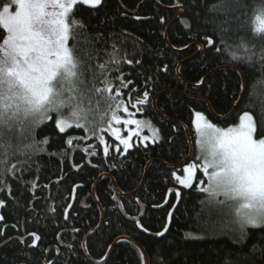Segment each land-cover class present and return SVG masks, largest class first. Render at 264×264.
I'll return each instance as SVG.
<instances>
[{
	"label": "trees",
	"instance_id": "16d2710c",
	"mask_svg": "<svg viewBox=\"0 0 264 264\" xmlns=\"http://www.w3.org/2000/svg\"><path fill=\"white\" fill-rule=\"evenodd\" d=\"M248 2L250 6L244 9L246 30L240 35L246 42L255 44L260 36L254 31L256 0ZM159 3L155 0H103L95 9L75 6L74 16L86 26L82 36L77 37L81 48H87L91 40L97 48L106 50L101 52L99 62L110 61V53L120 60L119 65L111 62L108 65L115 86H120L115 80L118 75L132 80V84L122 90L126 103L132 89L135 91L131 103H135L138 94L149 92L146 105L138 106V111L127 104L134 116L121 112V119H140L151 124L159 131L160 139L144 145L141 129L135 125H113L123 138L130 132H138L139 138L134 136L130 141L132 147L123 153V145L110 131L100 132L109 147L105 156V145L97 147L98 140L90 133L70 131L69 136L78 138L79 150L71 151L64 159L49 153L64 148L68 137L63 134L57 137L51 122L38 129L37 139L45 136L53 139L46 153L34 156L29 162L30 172L24 173L23 181H35L37 187L27 188L24 182L9 177L11 195L7 190L0 191V200L6 204L0 208V215L4 216L0 221V232H3L0 264H44L49 260H54V264H96L86 256L83 240L100 225L101 212L92 194L101 174L114 178L122 193L134 192L142 183L150 161L177 165L189 156L190 141L184 126L190 130L194 144V157L188 163L196 161L193 123L196 111L222 126L236 123L244 111H249L258 122L264 119V67L259 58L254 56L251 62L247 61L241 41L232 36L231 30L226 34L228 55L217 56L204 43L205 36L220 43L213 22L223 17L212 10L218 0H160ZM172 7H184L189 29L180 20L173 22L180 10L168 9ZM3 34L0 29V36ZM97 34L103 37L99 43L92 39ZM168 42L173 48L185 51H173ZM116 68L119 72L111 71ZM239 71L247 81V90L232 117L219 121L211 115L204 100L219 116L229 114L242 96ZM205 77L206 81L198 86ZM158 94L161 95L156 105L162 116L153 109L154 97ZM93 105H96L95 99ZM104 107L101 102L99 108ZM101 127L107 129V124ZM84 148L97 154L92 156L84 152ZM73 164L79 165V169L72 167ZM185 166L170 168L158 161L151 163L141 189L136 195L125 198L114 188L111 178L103 177L95 189L104 212L103 224L86 242L89 256L93 260H104L120 238L106 264H144L143 255L130 240L143 246L150 264H222L228 250H238L239 246L233 243L234 233L229 231L235 219L229 209L225 211L222 207L223 215L213 217L211 229L205 225L206 215L201 210L212 198L197 187L199 180L204 181L201 187L206 186L203 173H197L198 180L192 188L179 186L177 177L184 175ZM176 192L180 193L179 197ZM117 199L131 218L141 213L140 200L147 210L145 216L139 222L130 221L120 210ZM83 200L86 207L82 205ZM165 228L168 230L163 237L157 235ZM28 233L40 236L34 248L30 247L34 238ZM253 234L259 235V232ZM126 236L130 239H122Z\"/></svg>",
	"mask_w": 264,
	"mask_h": 264
},
{
	"label": "snow or ice",
	"instance_id": "6c2138e0",
	"mask_svg": "<svg viewBox=\"0 0 264 264\" xmlns=\"http://www.w3.org/2000/svg\"><path fill=\"white\" fill-rule=\"evenodd\" d=\"M77 5L95 9L102 5V0H0V29L4 33L0 36V191L7 190L9 195V177L24 182L27 188L37 187L35 181H23V176L26 170L30 172L28 166L33 157L46 153L52 146V136L37 139V130L47 126L48 122L57 137L60 134L68 137L64 148L49 153L64 159L71 151L79 150L78 138L69 136L70 131L90 133L98 140L97 147L105 145L103 153L106 156L109 147L100 132L110 131L123 145V153H127L132 147L130 141L134 136L139 138V133L130 132L123 138L113 125H135L137 129L145 126V121L140 119L122 120L121 112L134 116L127 104L139 111L138 106L148 103L149 92L145 90L142 95L138 94L135 103H131L135 91L132 89L126 103L122 90L128 88L132 80L118 75L115 80L120 86L116 87L108 67L110 62L119 65L120 60L110 53V61L99 62L101 52L106 50L97 48L91 40L87 48L80 47L81 40L77 37L82 36L86 26L74 16ZM249 6L248 0H218L212 10L223 17L213 22L220 43L209 36H205L204 43L215 55H228L226 34L231 30L232 36L241 41L247 61L251 62L257 56L264 67V0H256L254 31L260 36L255 44L246 42L240 35L246 30L244 9ZM92 39L99 43L103 37L97 34ZM111 71L119 72V68ZM240 87L247 90V81ZM101 102L105 106L103 109L99 108ZM101 111L103 114L99 115ZM211 115L220 119L214 112ZM227 117L226 113L224 119ZM105 123L107 129L101 127ZM193 123L199 137L200 154L195 162L186 163L185 177H177V180L184 187L192 188L198 180V171L207 178V187H201L203 180H199L197 187L212 198V202L201 210L206 215L205 225L209 229L213 217L223 215L225 204L235 205L236 216L229 231L234 233L233 243L239 248L228 250L222 264H264V119L258 122L245 111L238 117V123L225 127L213 124L205 114L196 111ZM153 131L155 139L159 133ZM147 139V136L143 137V140ZM116 150L120 151L119 148ZM83 151L89 152V149ZM89 154L95 156L97 153ZM72 167L79 169L76 164ZM176 195L179 197L180 193L176 192ZM219 196L224 200L217 201ZM5 206V201L0 200V208ZM3 220L4 216L0 215V221ZM167 230L165 228L157 235L163 237ZM256 231L259 235L254 236ZM28 235L34 238L30 247H36L40 236ZM249 242L251 248H248ZM47 264H54V260Z\"/></svg>",
	"mask_w": 264,
	"mask_h": 264
},
{
	"label": "water",
	"instance_id": "95a60500",
	"mask_svg": "<svg viewBox=\"0 0 264 264\" xmlns=\"http://www.w3.org/2000/svg\"><path fill=\"white\" fill-rule=\"evenodd\" d=\"M155 2L157 3V4H160L159 2H160V0H155ZM169 10H172V9H174V10H180V12L176 15V17L174 18V20H173V22H175V21H178V20H180L181 21V23H182V25L185 27V28H187V29H189L190 28V21H189V19L188 18H186L185 17V9H184V7H172V8H168ZM173 22L171 23V24H173ZM169 28V27H168ZM168 28H167V30H168ZM168 32V31H167ZM166 38H167V34H166ZM167 40V39H166ZM168 46L174 51H179V52H183V51H185V50H182V49H176V48H173L172 46H171V44L168 42ZM201 49H202V46H201ZM180 67V66H179ZM238 71V70H237ZM178 72H179V68H178ZM240 72V74H241V77H242V82L243 81H245V79H244V75H243V72H241V71H239ZM206 81V77L204 78V80H203V83ZM203 83H201L200 85H198V86H201ZM244 89H242V96H241V98L239 99V101L235 104L236 106L232 109V111L228 114V117H227V119H230L231 117H232V115H233V113L239 108V104L241 103V101H242V99H243V96H244ZM161 94H158V95H156L155 97H154V101H153V109H155V111H156V113L158 114V115H160V116H162V114H161V112L159 111V109H157V105H156V102H157V99H158V96H160ZM204 100V99H203ZM205 102H206V104H207V106H208V108H209V111H210V113H216L215 111H214V109H213V107L211 106V104H209L208 103V101L207 100H204ZM217 114V113H216ZM218 115V114H217ZM219 116V115H218ZM225 116V115H224ZM224 116L223 115H221V116H219L220 117V119H219V121H222V120H225L224 119ZM213 117H215V116H213ZM216 118V117H215ZM217 119V118H216ZM226 119V120H227ZM218 120V119H217ZM184 129L186 130V132H187V136H188V141H190V154H189V156L187 157V158H185L184 160H182L181 162H179L177 165H170V164H165L164 162H162V161H159V160H156V161H158V162H160V163H162V164H164V165H166L167 167L169 166L170 168H179V167H181V166H183V165H186V163H188V162H190V160L191 159H193V157H194V146H193V141H192V138H191V133H190V130H188L187 129V127H185L184 126ZM190 157H191V159H190ZM156 161H150L147 165V168H146V172H145V174H144V178H143V181H142V183L140 184V186L138 187V189H136L134 192H131V193H122L121 192V190L120 189H118V187H117V184H116V181H115V179L114 178H112L109 174H106V173H103V174H101V176L99 177L100 179L96 182V184H94V186H93V198H94V201H96L97 203H98V206H99V209H100V212H101V221H100V225L95 229V230H93V232L92 233H90V234H88L85 238H84V240H83V246H84V250H85V254H86V256L87 257H89L90 258V260L93 262V263H96V264H103V263H105V261L109 258V255L111 254V252L113 251V249H114V247L116 246L115 244L121 239H117L116 241H115V243L113 244V246L109 249V251L107 252V254L105 255L106 257H105V259L104 260H102V261H97V260H93L90 256H89V254H88V252H87V247H86V242H87V240L89 239V238H91V237H93V235H95V233L96 232H98L99 231V229L101 228V226H102V222H103V217H104V212H103V210H102V207H101V205H100V203L97 201V198H96V186L98 185V183L101 181V179L103 178V177H109V178H111V180H112V183H113V186H114V188L117 190V192H119L120 193V196L121 197H123V198H125V197H132V196H134V195H136V193L141 189L140 187L144 184V182H145V180H146V173H147V171H148V169H149V167H150V164L151 163H153V162H156ZM117 201H118V203H119V205H120V210L123 212V214H124V216H126L130 221H134V222H139V220L141 219V218H143L144 216H145V214H146V207H145V205L139 200V204H140V210H141V213L137 216V217H133V218H131V217H128L127 216V214H126V212L125 211H123V207H122V204H121V201L120 200H118L117 199ZM86 201L85 200H83V203H82V205L84 206V207H86ZM122 239H130L129 237H123ZM130 242H131V244H133L139 251H140V253H141V255H143V258H144V264H150V260H149V257H148V254H146V252H145V249L143 248V246L140 244V243H135L134 241H132V240H130Z\"/></svg>",
	"mask_w": 264,
	"mask_h": 264
},
{
	"label": "rangeland",
	"instance_id": "374dc122",
	"mask_svg": "<svg viewBox=\"0 0 264 264\" xmlns=\"http://www.w3.org/2000/svg\"><path fill=\"white\" fill-rule=\"evenodd\" d=\"M103 1V0H102ZM245 112V111H244ZM194 119H195V114H194ZM212 122V121H211ZM213 123V122H212ZM236 123H238V121L236 122ZM236 123H233V125L234 124H236ZM213 124H215V123H213ZM149 125H150V127H149ZM217 125V124H216ZM219 126V125H218ZM230 126V125H229ZM225 127H227V126H225ZM153 129H155V130H157L156 128H154L151 124H145V126L143 127V128H141V132H140V136H141V143H143L144 145L145 144H148V143H155L157 140H159L160 139V135L158 134V137L157 138H155L154 139V136H156V133L153 131ZM194 129H195V126H194ZM158 133H159V131H158ZM196 133V135H195V140H196V152H197V156L200 154V150H199V146L197 145V140L199 139V137H198V134H197V132H195ZM145 136H147L148 137V139L145 141V140H143V137H145ZM196 156V157H197ZM192 162H195V161H192ZM191 162V163H192ZM199 172V171H198ZM197 172V173H198ZM184 175H182V176H179V178L180 179H183L184 177H185V173H183ZM198 175V174H197ZM178 184H179V186H183V185H181L180 183H179V181H178ZM205 187H207L208 186V180H207V178L205 177ZM218 199L219 198H221L220 200H218V201H222V200H224V197L223 196H219V197H217ZM224 208H225V211L227 210V209H229V213L230 214H232L231 216H233L234 218H235V216H236V213H235V205L234 204H232L231 202H228L227 204H225L224 205Z\"/></svg>",
	"mask_w": 264,
	"mask_h": 264
},
{
	"label": "flooded vegetation",
	"instance_id": "af4514ba",
	"mask_svg": "<svg viewBox=\"0 0 264 264\" xmlns=\"http://www.w3.org/2000/svg\"><path fill=\"white\" fill-rule=\"evenodd\" d=\"M44 264H47V262H45Z\"/></svg>",
	"mask_w": 264,
	"mask_h": 264
},
{
	"label": "bare ground",
	"instance_id": "6f19581e",
	"mask_svg": "<svg viewBox=\"0 0 264 264\" xmlns=\"http://www.w3.org/2000/svg\"><path fill=\"white\" fill-rule=\"evenodd\" d=\"M245 92V91H244ZM193 146H194V144H193Z\"/></svg>",
	"mask_w": 264,
	"mask_h": 264
}]
</instances>
